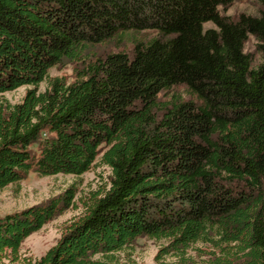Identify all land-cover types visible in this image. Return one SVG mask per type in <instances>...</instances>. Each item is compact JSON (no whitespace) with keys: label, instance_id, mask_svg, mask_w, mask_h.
<instances>
[{"label":"trees","instance_id":"obj_1","mask_svg":"<svg viewBox=\"0 0 264 264\" xmlns=\"http://www.w3.org/2000/svg\"><path fill=\"white\" fill-rule=\"evenodd\" d=\"M233 1L0 0V190L31 171L82 175L100 154L112 170L36 264H114L141 236L166 252L219 237L264 264V0L236 19L219 10ZM147 30L132 53L93 51ZM65 62L73 81L50 75ZM25 85L19 102L2 95ZM179 87L195 99L161 102ZM75 195L1 216L0 264Z\"/></svg>","mask_w":264,"mask_h":264},{"label":"rangeland","instance_id":"obj_2","mask_svg":"<svg viewBox=\"0 0 264 264\" xmlns=\"http://www.w3.org/2000/svg\"><path fill=\"white\" fill-rule=\"evenodd\" d=\"M221 14L233 19L242 13L260 16L263 15L261 0H235L226 6H220ZM215 23L209 21L204 28H214ZM157 33L153 30L142 31L128 35L123 39H114L94 47L97 55H106L110 52L127 51L132 53L134 40H146L154 37ZM245 51L251 54L254 64L262 60V55L257 49V39L250 35L245 44ZM75 62H65L62 65L51 68V76H63L68 81L75 79ZM46 82L40 85V89L46 88ZM32 86H22L16 90L3 93V97L12 102H19L25 96L27 90ZM175 92L183 95L187 100L195 99L184 87L165 91L161 102H167L171 94ZM112 179L111 168L101 160V154L93 163L90 170L82 175L55 174L42 176L35 171L28 173L18 183L10 184L0 190V217L8 213L21 211L33 205L47 203L50 199L60 196L69 187L76 188L73 205L64 213L57 215L54 219L43 226L41 230L29 236L21 245L16 255H8L5 264H36L53 245L57 243L67 227L87 212L88 202L95 193L109 188ZM170 242L167 239L151 238L148 236L138 237L130 246L116 252L113 257L114 264H239L242 262L243 253L238 251L235 243L225 244L219 237L213 241H198L192 243L188 248L179 251L166 252L165 248ZM97 258H103L98 255ZM104 260L107 258L104 257Z\"/></svg>","mask_w":264,"mask_h":264}]
</instances>
